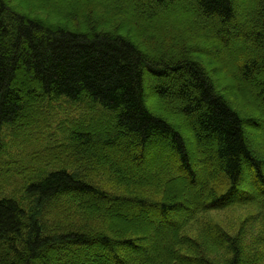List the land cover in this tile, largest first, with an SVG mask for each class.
<instances>
[{
    "label": "trees",
    "instance_id": "obj_1",
    "mask_svg": "<svg viewBox=\"0 0 264 264\" xmlns=\"http://www.w3.org/2000/svg\"><path fill=\"white\" fill-rule=\"evenodd\" d=\"M257 116L264 0H0V264H264Z\"/></svg>",
    "mask_w": 264,
    "mask_h": 264
},
{
    "label": "rangeland",
    "instance_id": "obj_2",
    "mask_svg": "<svg viewBox=\"0 0 264 264\" xmlns=\"http://www.w3.org/2000/svg\"><path fill=\"white\" fill-rule=\"evenodd\" d=\"M15 0H12V2H14ZM40 13V12H39ZM150 82H152L153 81V79H151V80H149ZM148 96H149V99H153L154 98V96H152L151 95V93H150V91L148 92ZM151 97V98H150ZM155 99V98H154ZM156 103V102H155ZM175 111V110H174ZM173 110H170V113H171V115L174 117H178V115H177V113H176V111L174 112ZM179 118V117H178ZM254 119H255V121H256V123L255 124H257V127L255 128V127H253V129H248V130H246V139H247V142H248V144H250L251 146H253V141H255V139H258L259 137V133L260 132H262V131H264V116H257V117H253ZM182 121H183V123L184 122H186V120L184 121V120H181L180 118H179V123L181 124L182 123ZM185 124V123H184ZM94 125H96V124H94ZM98 125V124H97ZM97 127V126H96ZM97 130V129H96ZM184 135H185V137L188 139V141H187V144L190 146V148H191V151H194V152H198V154H199V148H198V145H196V144H194V142H192L191 140H190V133H188V132H185L184 133ZM5 138H6V136H5ZM5 140V139H4ZM8 139H6V141H7ZM189 142V143H188ZM196 145V146H195ZM103 153H105L106 155H108V152H105V151H103ZM197 158V157H196ZM195 162H196V164L197 165H199L200 164V162H199V160H195ZM139 169H142V170H145V168L142 166V165H140L139 166ZM242 177H243V180L245 181V179H247L248 178V173H247V171H246V169L244 170V172H243V175H242ZM246 183V182H245ZM244 183V185H245V187H246V184ZM132 216L134 215V216H136L137 217V214L135 213V212H131L130 213ZM139 217V216H138Z\"/></svg>",
    "mask_w": 264,
    "mask_h": 264
}]
</instances>
